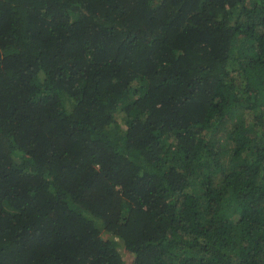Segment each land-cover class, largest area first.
Listing matches in <instances>:
<instances>
[{"label":"trees","instance_id":"1","mask_svg":"<svg viewBox=\"0 0 264 264\" xmlns=\"http://www.w3.org/2000/svg\"><path fill=\"white\" fill-rule=\"evenodd\" d=\"M127 261L264 264V0H0V264Z\"/></svg>","mask_w":264,"mask_h":264},{"label":"rangeland","instance_id":"2","mask_svg":"<svg viewBox=\"0 0 264 264\" xmlns=\"http://www.w3.org/2000/svg\"><path fill=\"white\" fill-rule=\"evenodd\" d=\"M218 140L220 141V142H222L223 143V146H226V145H228L227 143H226V141H223V135H218ZM203 178V177H202ZM128 262V264H130V262L129 261H127Z\"/></svg>","mask_w":264,"mask_h":264}]
</instances>
